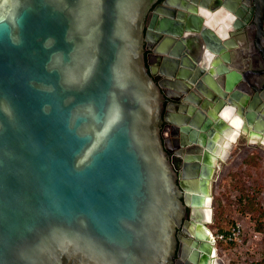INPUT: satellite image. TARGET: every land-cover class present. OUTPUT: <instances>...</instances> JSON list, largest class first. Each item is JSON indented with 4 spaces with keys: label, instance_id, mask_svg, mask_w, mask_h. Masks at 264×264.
<instances>
[{
    "label": "water",
    "instance_id": "95a60500",
    "mask_svg": "<svg viewBox=\"0 0 264 264\" xmlns=\"http://www.w3.org/2000/svg\"><path fill=\"white\" fill-rule=\"evenodd\" d=\"M157 1L0 0V264L211 263L205 210L215 168L207 159L236 131L227 109L264 138V95L250 101L259 90L240 86L246 75L264 76V56L262 70L201 63L189 44H205L223 63L229 54L194 12L181 20L152 13L148 22ZM246 16L244 8L234 24L229 16L221 37L244 27ZM145 44L162 60L157 71ZM165 61L174 64L170 74ZM208 72L222 78L216 96L198 81ZM175 81L183 94L194 89L216 105L177 101L172 121L164 83ZM166 122L182 147L198 146L201 155L174 167ZM187 208L191 252L180 254Z\"/></svg>",
    "mask_w": 264,
    "mask_h": 264
},
{
    "label": "flooded vegetation",
    "instance_id": "af4514ba",
    "mask_svg": "<svg viewBox=\"0 0 264 264\" xmlns=\"http://www.w3.org/2000/svg\"><path fill=\"white\" fill-rule=\"evenodd\" d=\"M236 1H239L238 7L236 8ZM167 2L171 6L175 8H180L184 10L183 12H175L173 10H168L162 7V5ZM262 0H158L150 10V16L148 18V22L150 21L151 14H159L171 16L174 15L176 19L181 20L182 18H188V14L190 12L196 13V15H199L202 20V27H205V30L208 31V33H211L214 38V46L217 44L224 48L226 52L229 54V63H223L221 61V58L214 53L210 52L209 50H206L205 44L203 45L202 50H198L196 44H189L188 49L194 53V59L200 60L201 63L205 65H211L212 63H217L220 61L225 67H227L230 71L231 70H244V64H236V55L238 52L241 54L247 53V55L252 59L251 64L256 63L257 57H261V52L264 56V5L262 3ZM255 6L254 9L252 6ZM245 9L246 17L248 19L247 24L244 27H241L239 30H236V28H233L232 30H229L226 32V38L223 39L221 35H223V28L227 26L228 17H233V24L236 22L235 13L238 9ZM189 12V13H188ZM188 13V14H187ZM193 14H190V16ZM259 21H262V28L258 30V23ZM205 24V26H203ZM149 39L152 41L157 42L159 40L158 36L151 35L149 36ZM190 43H192V39L189 38ZM183 43V42H182ZM149 44H145L146 49V59L148 62L152 64H156L157 68L160 69L158 66L159 63H162V60L158 58V56L155 54H152L148 48ZM154 48L157 50H162L160 47V42H157V44L154 46ZM199 53V55H198ZM184 65L188 66L189 62H192L188 58V60L182 61ZM166 67L169 69L166 70V73L170 74L172 73L171 69L174 67L173 63L166 62ZM219 63V62H218ZM201 65V64H200ZM254 65V64H253ZM256 66V65H255ZM246 81L247 86L244 84V82L240 83V86H245L248 89L249 86H252L251 89H258L259 91H252V94L250 95V101L253 100V97L255 94H258L260 97L261 94L264 95V84H260L259 80L256 79V76L254 74L246 75ZM221 77L212 76L209 72L205 75L201 76L199 78V82H201L202 90L207 91L211 95L217 94L219 90H221ZM170 82V84H165L166 91L170 95V97L173 99L171 102L168 103V111H167V118L171 119L172 121H177L178 114L173 113L175 112L174 104L177 103V101L185 100L186 98L193 99L195 101H198L200 105L204 107H213L216 105V102L214 101H208L204 98H202L197 92L194 91V89H191L190 92L184 93L185 87L183 85H180V82L176 83ZM196 85V84H195ZM168 88V89H167ZM263 88V89H262ZM236 89V88H235ZM262 89V90H261ZM261 90V91H260ZM261 99V98H260ZM215 100H220L218 97L215 98ZM184 103V101H182ZM236 116V114H235ZM162 137L165 140V144L167 149L169 150V157L172 162V165L176 168L182 167V165L188 161V158L196 159V157L201 155V148L198 146H189V147H182L179 144V141L175 139L174 135L177 134V130L174 127V125L166 122L162 126ZM236 133V132H234ZM238 133V132H237ZM239 137L245 136L244 134L238 133ZM190 208H187L186 214L184 216V225L182 224V227L177 230L178 235V250L180 254H188L191 252V240L189 237L185 235L186 232V226L185 223L190 222ZM175 264H186L183 261H180L179 259L174 260Z\"/></svg>",
    "mask_w": 264,
    "mask_h": 264
},
{
    "label": "rangeland",
    "instance_id": "374dc122",
    "mask_svg": "<svg viewBox=\"0 0 264 264\" xmlns=\"http://www.w3.org/2000/svg\"><path fill=\"white\" fill-rule=\"evenodd\" d=\"M248 137L236 138L211 182L212 220L207 227L212 234L236 229L232 245L218 243V264H264V214L259 216L264 212V146ZM247 198L253 200L252 210Z\"/></svg>",
    "mask_w": 264,
    "mask_h": 264
},
{
    "label": "bare ground",
    "instance_id": "6f19581e",
    "mask_svg": "<svg viewBox=\"0 0 264 264\" xmlns=\"http://www.w3.org/2000/svg\"><path fill=\"white\" fill-rule=\"evenodd\" d=\"M222 115H223V117L225 119H228V122H231L232 125H234L236 127V131H235L236 133H232V134L228 135L225 138L223 148L221 146L220 150L214 151V154L215 155L209 156V158L207 159L208 160V163L212 164L214 166L215 170L219 167V163L220 162H223V161H225L228 158L229 152L232 149L236 138L239 136L238 133L247 135V137L249 136L248 137L249 140H250V138L254 137L255 139H257V141L261 145L264 146V138H258L256 135H254V136L251 135L250 136L246 131H244L240 127V125H241V119L239 117H237V116L236 117H231L230 116V109H227V110L223 111ZM208 203L209 202H207V205H208ZM210 208H211V205L210 206L208 205L206 207V210H205L206 218L209 221L208 223H210L211 222L210 220H212L211 219L212 218V214L210 212ZM198 211H200L199 208H194V207L192 208V214H195ZM206 231H207L208 236H211V238H212L213 236H212V233H211L210 229L206 227ZM210 264H218L216 252H214V256H213V259H212V261H211Z\"/></svg>",
    "mask_w": 264,
    "mask_h": 264
},
{
    "label": "crops",
    "instance_id": "0c3cea01",
    "mask_svg": "<svg viewBox=\"0 0 264 264\" xmlns=\"http://www.w3.org/2000/svg\"><path fill=\"white\" fill-rule=\"evenodd\" d=\"M260 59H261L260 57L259 58L257 57L256 63H253L254 64L253 65V64H251L252 59L247 55L246 52H245V54H241L240 52H238V54L236 55V64H240V65L244 64V67L248 70H255V69H261L262 70L263 64H262V62H260L261 61ZM151 67L154 71H157V69H158L156 64H152ZM256 79H258L260 81L259 82L260 84L264 83V76H261L259 78L256 77Z\"/></svg>",
    "mask_w": 264,
    "mask_h": 264
},
{
    "label": "built area",
    "instance_id": "2783aa9c",
    "mask_svg": "<svg viewBox=\"0 0 264 264\" xmlns=\"http://www.w3.org/2000/svg\"><path fill=\"white\" fill-rule=\"evenodd\" d=\"M237 234H240L239 229L237 230ZM212 240L213 245L215 247V250L217 252V243L223 242V243H233L236 239V229L233 228L231 232L227 234H212Z\"/></svg>",
    "mask_w": 264,
    "mask_h": 264
},
{
    "label": "trees",
    "instance_id": "16d2710c",
    "mask_svg": "<svg viewBox=\"0 0 264 264\" xmlns=\"http://www.w3.org/2000/svg\"><path fill=\"white\" fill-rule=\"evenodd\" d=\"M248 209L252 210L253 209V200L252 199H246ZM264 212H260L259 216H263ZM218 245V243H217ZM228 245H232V243H228Z\"/></svg>",
    "mask_w": 264,
    "mask_h": 264
}]
</instances>
